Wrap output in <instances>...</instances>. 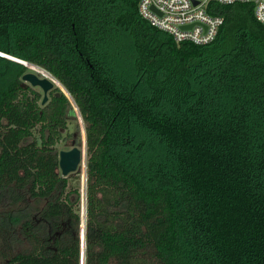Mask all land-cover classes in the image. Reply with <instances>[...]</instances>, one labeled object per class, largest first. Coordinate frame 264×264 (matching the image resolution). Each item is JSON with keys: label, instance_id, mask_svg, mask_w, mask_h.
<instances>
[{"label": "trees", "instance_id": "trees-1", "mask_svg": "<svg viewBox=\"0 0 264 264\" xmlns=\"http://www.w3.org/2000/svg\"><path fill=\"white\" fill-rule=\"evenodd\" d=\"M140 1L0 0V244H29L0 264H82L57 148L79 116L85 264H264V25L252 4L212 3L215 41L177 43ZM7 57L65 93L42 106ZM28 200L44 203L32 218Z\"/></svg>", "mask_w": 264, "mask_h": 264}, {"label": "built area", "instance_id": "built-area-1", "mask_svg": "<svg viewBox=\"0 0 264 264\" xmlns=\"http://www.w3.org/2000/svg\"><path fill=\"white\" fill-rule=\"evenodd\" d=\"M212 3L252 4L256 19L264 25V0H141L139 13L154 27L169 33L177 43L204 46L215 41L225 23L224 17L209 12ZM81 251L85 254V247Z\"/></svg>", "mask_w": 264, "mask_h": 264}, {"label": "rangeland", "instance_id": "rangeland-1", "mask_svg": "<svg viewBox=\"0 0 264 264\" xmlns=\"http://www.w3.org/2000/svg\"><path fill=\"white\" fill-rule=\"evenodd\" d=\"M30 68L29 72H35L38 73L41 76H45L48 78H52L50 76V74L36 66H33L31 64L28 65ZM55 83L57 84V86H61L63 88V86L58 83V81H55ZM39 93L42 94V90L40 88H35ZM64 90V88H63ZM65 91V90H64ZM43 95V94H42ZM50 95V94H49ZM79 116V115H78ZM77 133V138L80 137L81 138V142L80 145L78 146L79 148H81L83 150V153H85L84 155V160L82 162V164L79 167L78 172L74 173V174H70L68 176L69 178V187L67 189V191L70 190H74L75 188L79 189V193H80V208H79V213L81 216V240H82V248L85 247V243H86V183H87V170H86V165H87V150H86V132H85V127H84V122L82 121V118L79 116L77 121L70 123L68 130L64 132L63 134V141H61L57 148L58 151L60 150H67L66 148L70 147L72 144V140L70 139V135L71 133ZM69 137V138H68ZM79 139V138H78ZM18 204H19V208H24V206H27V197L24 198V192L23 193H19V200H18ZM29 205L31 206L29 211L26 212L25 217H33L34 215L36 216V208L37 207H42L44 205L40 204L37 200H28ZM29 215V216H28ZM23 218V217H22ZM19 241H12L11 247L7 248V247H3L0 244V252H3V255H7L10 252H25L28 251L29 249V244L24 240V236L22 231H19ZM2 261V258L0 256V262ZM82 264H85V254L83 253L82 255Z\"/></svg>", "mask_w": 264, "mask_h": 264}, {"label": "water", "instance_id": "water-1", "mask_svg": "<svg viewBox=\"0 0 264 264\" xmlns=\"http://www.w3.org/2000/svg\"><path fill=\"white\" fill-rule=\"evenodd\" d=\"M0 56L5 57V55H0ZM7 58L15 62H18L21 65L29 68V66L27 65L29 63L26 61L16 59V58H10V57H7ZM53 79L54 78L50 79L48 77L41 76L35 72H27L22 77V80L25 83H28L33 88H40L42 90V93H43L42 106H45L49 102L50 100L49 94L54 89L59 88L65 93L63 88L61 86L60 87L57 86V84L54 82ZM84 155L85 153H83V150L79 147H74L68 151H61L59 154V168L62 173V176L68 177L70 174H74L78 172L79 167L84 160Z\"/></svg>", "mask_w": 264, "mask_h": 264}, {"label": "flooded vegetation", "instance_id": "flooded-vegetation-1", "mask_svg": "<svg viewBox=\"0 0 264 264\" xmlns=\"http://www.w3.org/2000/svg\"><path fill=\"white\" fill-rule=\"evenodd\" d=\"M42 94H43V93H42ZM49 97H50V96H49ZM68 138H69V137H68ZM70 139L72 140V141H71V142H72L71 146L68 147V148H66L67 150H60V151H59V154H60L61 151H68V150H71L72 148H74V147H78V146L80 145L76 133H71V135H70ZM61 140H62V139H61ZM62 141H63V140H62ZM61 175H62V173H61ZM62 177H63V176H62ZM65 178H68V177H65Z\"/></svg>", "mask_w": 264, "mask_h": 264}, {"label": "bare ground", "instance_id": "bare-ground-1", "mask_svg": "<svg viewBox=\"0 0 264 264\" xmlns=\"http://www.w3.org/2000/svg\"><path fill=\"white\" fill-rule=\"evenodd\" d=\"M27 65H29V64H27ZM50 76H51V75H50ZM52 78H53V77H52ZM52 78H51V79H52ZM53 80H54V82L56 81L55 79H53Z\"/></svg>", "mask_w": 264, "mask_h": 264}]
</instances>
